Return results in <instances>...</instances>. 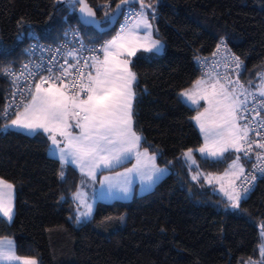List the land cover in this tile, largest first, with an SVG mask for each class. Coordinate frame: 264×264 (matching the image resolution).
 <instances>
[{
  "label": "trees",
  "instance_id": "1",
  "mask_svg": "<svg viewBox=\"0 0 264 264\" xmlns=\"http://www.w3.org/2000/svg\"><path fill=\"white\" fill-rule=\"evenodd\" d=\"M86 1L103 26L121 3ZM144 3L150 5L144 11L153 35L164 48L161 54L139 52L132 59L137 77L133 124L143 137L141 148L156 154L169 173L129 201L97 202L92 216L77 224V170L48 156L43 132L5 129L15 118H2L10 90L5 73L24 61L29 34L56 43L77 24L86 42L101 43L120 32L122 19L99 34L78 23L77 5H69V13L57 0H0V179L15 189L14 217L11 223L0 217V239H14L16 255L38 264H264L259 253L264 177L236 209L203 178L194 180L197 171L223 172L227 158L213 161L194 152L198 168L183 161V153L200 148L202 138L193 123L196 110L181 100V93L200 79L197 60L213 53L221 39L241 61L244 90L256 87L264 69V0ZM140 7L127 5L122 12Z\"/></svg>",
  "mask_w": 264,
  "mask_h": 264
},
{
  "label": "snow or ice",
  "instance_id": "2",
  "mask_svg": "<svg viewBox=\"0 0 264 264\" xmlns=\"http://www.w3.org/2000/svg\"><path fill=\"white\" fill-rule=\"evenodd\" d=\"M57 2L66 3L73 8L78 4L83 23H95V12L86 0ZM132 2L133 0H121L116 8L120 10L122 5ZM140 5L133 24L122 25L113 39L98 50L91 49L93 52H102L103 59L99 55H93L90 57L91 63L84 62V67L89 70L86 77L82 68H76L74 79L66 81L64 77L68 75V68L62 65L58 75H51L53 69L48 68L50 75L47 78L41 77L40 82L35 84V91L29 92L30 99L21 100L22 111L18 106L14 119L8 116V108L4 109L2 115L3 119H11L10 125L5 124V129L13 127L32 135L42 131L48 135L53 155L58 156L61 165H74L82 175L93 181L97 179V173L101 169H114L135 156L137 163L132 168L124 173H117V177L124 178L122 182L113 183V178L108 176L100 180L102 186L108 184L110 190L116 188L125 196L129 193L133 174L141 178L147 185L145 190H148L167 173V169L156 167L155 154L149 155L147 150L139 151L143 137L137 133L133 124L136 99L134 84L137 77L129 67L131 61L125 57L135 56L141 49L157 53L162 49L161 42L151 38L152 25L144 11L150 5H145L144 0H140ZM86 17L93 19H84ZM151 19L154 20L155 15ZM141 28L146 30L143 38L138 35ZM22 35L23 33H19L18 38ZM222 45H225L223 39L217 44L218 52ZM231 59L235 61L237 69L242 67L238 57L232 56ZM34 74L36 73H30ZM44 84H48V87H43ZM229 85L219 80L214 83L197 80L193 90L181 93L185 103L190 101L191 105L198 106L199 101L204 100L209 105L193 117L204 139L203 145L197 149L202 156L220 159L230 150L244 152L245 156L251 151L249 125L239 124V120L244 119L242 113L247 111V100H241L244 93H237L235 84L229 81ZM240 87L242 89L243 85ZM259 95L264 96V91H260ZM76 129L79 131L76 132ZM257 147L264 149V144L258 143ZM183 157L192 164L196 163L192 149L184 152ZM257 159L264 161V156L258 155ZM230 168H239L241 173L244 172L239 155ZM256 170L264 174V166H257ZM63 176L61 171V178ZM193 179H197V176ZM256 179L258 177L253 175L252 181ZM249 191L250 188H244L243 192L234 190L227 193L230 207L238 208ZM13 197V185L0 179V215L9 221L14 216ZM73 198L78 201L79 206L86 208V211L76 217L77 221L90 218L92 205L87 204L85 194L77 190ZM261 235L264 237V231ZM260 251L264 261V243L261 244ZM0 264H38V260L17 256L14 241L0 240Z\"/></svg>",
  "mask_w": 264,
  "mask_h": 264
},
{
  "label": "built area",
  "instance_id": "3",
  "mask_svg": "<svg viewBox=\"0 0 264 264\" xmlns=\"http://www.w3.org/2000/svg\"><path fill=\"white\" fill-rule=\"evenodd\" d=\"M66 5L69 7L68 12L71 13L72 7ZM104 8L109 10L111 8L110 3H106ZM137 12L138 10L133 8L124 10L121 14L122 25L131 24L135 20ZM105 43L86 42L77 24L69 26L62 39L56 43H46L37 36L29 34L24 61L16 68L8 69L5 73L10 85L5 105V108L9 109L8 116L10 118L15 117L18 106L22 111L21 100L30 99L29 92L35 91V84L40 82L41 77L47 78L50 75L47 71L48 68L53 69L51 75H58L61 72L62 65L64 68H68V75L64 77L66 81L74 79L76 68H82L86 77L89 70L84 67V62L91 63L90 57L93 55H99L100 59L103 57L102 52H93L91 49L98 50ZM69 53L74 55L70 56ZM232 56H234L232 52L227 47L225 48V45H222L219 52L216 48L210 55L199 58L196 67L200 79L215 77L226 85H229V81H231L236 85L237 93H244L241 100L245 98L247 100L245 105L247 111L242 113L244 119L239 120V122L240 125H249L248 139L252 142L251 151L247 156L244 152H240L246 166L245 171L235 184L236 191L243 192L244 188H250L246 195L247 198L254 190L257 181L264 177V174L256 170L257 166H264V161L257 159L258 155L264 156V149L257 147L258 143L264 144V127H262L264 125V98L256 94L254 90L241 89L240 85L242 84L239 80V74L242 67L236 68L235 61L231 59ZM25 65H28V67L26 68ZM69 65L73 67H69ZM30 73L36 74L30 75ZM42 86L48 87V84ZM256 113H259V115H256ZM253 116H255V119H253ZM245 148L247 149V145H245ZM253 175L257 176L258 179L252 181Z\"/></svg>",
  "mask_w": 264,
  "mask_h": 264
},
{
  "label": "rangeland",
  "instance_id": "4",
  "mask_svg": "<svg viewBox=\"0 0 264 264\" xmlns=\"http://www.w3.org/2000/svg\"><path fill=\"white\" fill-rule=\"evenodd\" d=\"M145 31L146 30L143 29V28L139 29L138 35L141 38H143ZM116 35H117V33L115 35L111 36V37H108L107 41L113 39ZM151 38L152 39H156L154 37V35H153L152 29H151ZM161 44H162V49H161L160 52H158V53L155 52V51H152V52L157 53V54H161L163 52V48H164V45H163L162 42H161ZM139 52H145V51H143L141 49V50L137 51L136 54H138ZM125 58L129 59L131 61V63H132V59L134 58V56L125 57ZM131 63L129 65L130 69H131ZM131 71H132V69H131ZM258 77L260 78V80L257 83L256 87H254V88L251 87V88H253V90L256 92V94L259 95L260 91H264V69H263L262 73L258 75ZM199 80H204V81H206L208 83H214V82L217 81V80L212 79L210 77L209 78H204V79H199ZM220 82L223 83L221 80H220ZM194 85H195V83H193L190 88L184 90L183 92L188 91V90H193V86ZM230 88H231V86H229V89ZM259 96H261V95H259ZM261 97L264 98V96H261ZM181 99H182V102H184L185 98L181 96ZM185 104L187 106H189L190 108L196 110L194 117L197 115L198 111L202 112V111H204L205 108L209 107L208 103H206L204 100H200L198 106L197 105H191L190 101H188ZM193 123H194L195 127L197 128L198 132L200 133V136L202 138V145H203V143H204L203 135L201 134V132L199 130V127L197 126V124H196L194 119H193ZM239 124H240V122H239ZM11 128L16 130V131H20V132H22L24 134H28L25 130H18V129L13 128V127H11ZM75 131L78 132L79 130L76 129ZM28 135H32V134H28ZM58 139H60V138L58 137ZM61 146H63V145L61 144ZM144 150H146V149H143V148L139 149L140 152H143ZM194 152H196L202 158H206V159L213 160V161L214 160H222V159H226L227 158V165H226L225 169L223 170V172H221V173H211L210 174V173H206V172H203V171H197V172L193 173V177L197 176V179L203 178L205 180V182L209 186H211L216 193L220 194L226 200H228L227 193H231V192H233L235 190V184H236L237 180L243 174V173H241L239 171V168H230V165L232 164L233 160L236 158L237 155H239L241 157V164H242V166L244 168V171H245V164H244V161H243V158H242L241 154L235 152L234 150H230L229 152L224 154L223 158L213 159V158L208 157L207 155L202 156L199 153V151L193 150V158L196 161L195 164H192L190 161L185 160L184 157H183V161L188 166L193 167V168H198V162H197V159L194 156ZM47 153H48L49 157L55 158V159H57L60 162L58 156L53 155V148L48 147ZM148 153H149V155L154 154V153H152L150 151H148ZM136 163H137L136 157L132 156L130 160L125 161L122 165L117 166L114 169H111V170H109V169H101L100 171H98L97 179L95 181L89 179L87 176L82 175L80 170H79V168L75 167L74 165H71V164H66V165L73 166L77 170V172L79 173L80 178H79V185H78V189L77 190H79L80 192L85 194V199H86L87 204H91L92 205V214H93L97 202L110 203V202H113V201H129L135 195L136 196H141V195L146 194L149 191H151L154 188V186L169 173V171H168V169L166 167L158 165V163H157V155H156V161H155L156 167L167 169V173L161 179H159L150 189L145 190L147 188V185H145L141 181V178L139 176H136L135 174L132 175V184L129 186V193H128L127 196H125L124 193L118 191L116 188H112L110 190L108 184H104L103 186L100 184V180H102L105 176L112 177L113 178V183L122 182L124 178L123 177H117V173H124L127 169L132 168L133 165H135ZM60 164H61V162H60ZM66 165H64V166H66ZM64 166H62V167H64ZM197 179H195V180H197ZM13 189H14V186H13ZM74 202H75L76 208H77V210H76L77 216L79 215V213L86 211L85 207L79 206V203H78L77 200L74 199ZM13 209L15 210V189H14V197H13ZM0 217H2L5 220V222H7V223H11L12 220H13L12 219L11 221H9L7 218L3 217L2 215H0ZM88 219L89 218H87V219L81 218V220L79 222L76 219V223L77 224H82L83 222H85ZM262 231H264V227L260 226V228H259V232H260L259 253H260V256H261V251H260L261 244L264 243V237H262V235H261ZM7 240L14 241V239H12V238H4L3 239V241H7ZM14 243H15V241H14ZM250 264H261V262H252Z\"/></svg>",
  "mask_w": 264,
  "mask_h": 264
},
{
  "label": "water",
  "instance_id": "5",
  "mask_svg": "<svg viewBox=\"0 0 264 264\" xmlns=\"http://www.w3.org/2000/svg\"><path fill=\"white\" fill-rule=\"evenodd\" d=\"M87 3V1H86ZM88 4V3H87ZM120 4V3H119ZM139 5V0H133L132 3H129V4H125V5H122L121 9L120 10H117V8H115V11L113 13V15L109 18L108 20V24L106 26H103L102 23L100 21H98L97 19V15H96V12L95 10L93 9V11L95 12V23L94 24H85L83 23V19H82V14L80 13L79 11V5L77 4V19H78V23L82 26V27H85V28H92L93 30H95L97 33L99 34H104V33H108L110 32L117 24V22L119 21L120 17H121V14H122V10L125 6L127 5ZM89 6V5H88ZM90 7V6H89ZM84 19H93L91 17H86ZM49 147L52 148L51 146V141L49 140Z\"/></svg>",
  "mask_w": 264,
  "mask_h": 264
},
{
  "label": "crops",
  "instance_id": "6",
  "mask_svg": "<svg viewBox=\"0 0 264 264\" xmlns=\"http://www.w3.org/2000/svg\"><path fill=\"white\" fill-rule=\"evenodd\" d=\"M150 22V21H149ZM151 23V22H150ZM152 25V24H151ZM152 32H153V26H152ZM102 59H103V57H102ZM210 78H212V79H215V80H219V79H217V78H215V77H210ZM220 81V80H219ZM44 87V86H43ZM182 100V99H181ZM10 125V124H9ZM42 132V131H41ZM46 135V134H45ZM48 136V135H47ZM0 240H2L3 241V239H0Z\"/></svg>",
  "mask_w": 264,
  "mask_h": 264
}]
</instances>
